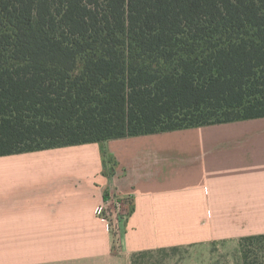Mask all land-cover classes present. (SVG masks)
I'll use <instances>...</instances> for the list:
<instances>
[{"label": "trees", "instance_id": "1", "mask_svg": "<svg viewBox=\"0 0 264 264\" xmlns=\"http://www.w3.org/2000/svg\"><path fill=\"white\" fill-rule=\"evenodd\" d=\"M261 117L264 0H0V156Z\"/></svg>", "mask_w": 264, "mask_h": 264}, {"label": "crops", "instance_id": "2", "mask_svg": "<svg viewBox=\"0 0 264 264\" xmlns=\"http://www.w3.org/2000/svg\"><path fill=\"white\" fill-rule=\"evenodd\" d=\"M246 121L0 156V264H133L264 236V117ZM106 193L125 201L118 239L96 213Z\"/></svg>", "mask_w": 264, "mask_h": 264}, {"label": "rangeland", "instance_id": "3", "mask_svg": "<svg viewBox=\"0 0 264 264\" xmlns=\"http://www.w3.org/2000/svg\"><path fill=\"white\" fill-rule=\"evenodd\" d=\"M249 124L246 121L239 125ZM111 142L106 141L108 145ZM105 150H108L107 147ZM120 222L118 219L114 221L116 239L121 233ZM200 247L186 246L139 255L134 258L133 264H264V236L212 244L209 252Z\"/></svg>", "mask_w": 264, "mask_h": 264}, {"label": "built area", "instance_id": "4", "mask_svg": "<svg viewBox=\"0 0 264 264\" xmlns=\"http://www.w3.org/2000/svg\"><path fill=\"white\" fill-rule=\"evenodd\" d=\"M125 207V201L122 198L116 195H109V197L99 205L96 213L100 219L108 225V228L114 231V221H116V219L122 221L127 216Z\"/></svg>", "mask_w": 264, "mask_h": 264}]
</instances>
